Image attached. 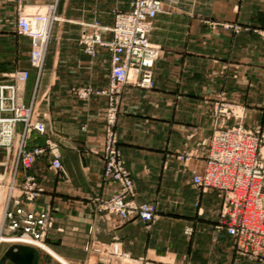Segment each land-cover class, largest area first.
<instances>
[{"label": "crops", "instance_id": "0c3cea01", "mask_svg": "<svg viewBox=\"0 0 264 264\" xmlns=\"http://www.w3.org/2000/svg\"><path fill=\"white\" fill-rule=\"evenodd\" d=\"M129 1L23 0L21 11L57 4L59 20L38 78L29 62L30 40L17 33V4L0 0V79L16 71L28 73L18 85L20 97L25 105L34 101L35 114L46 127L44 136L31 135L28 148L52 141L63 168L53 172L44 157L19 173V182L33 175L44 189L27 209H49L53 224L42 251L6 235L3 243L11 241L1 248L0 264H13L1 262L13 245L36 249L37 264H108L98 247L117 242L148 264H264L240 257L231 239L215 231L221 199L192 182L203 167L205 141L215 129L235 123L217 116V109L232 110L244 127L264 135V37L259 33L264 0H162L149 37L161 48L152 68L153 88L125 85L115 126L135 202L155 203L158 216L145 225L94 214L91 201L117 190L116 183L104 178L101 158L107 99L93 94L81 100L71 89H106L110 54L103 47H96L93 56L86 54L80 33L82 25L94 21L112 27L114 12L128 11ZM8 156H0V172ZM188 227L191 238L185 234Z\"/></svg>", "mask_w": 264, "mask_h": 264}, {"label": "built area", "instance_id": "2783aa9c", "mask_svg": "<svg viewBox=\"0 0 264 264\" xmlns=\"http://www.w3.org/2000/svg\"><path fill=\"white\" fill-rule=\"evenodd\" d=\"M15 1L20 5L21 0ZM130 7L129 12L115 16L114 25L110 29L102 28L94 21L83 25L80 36V44L87 54L94 55L96 47H104L111 55L110 82L105 92L109 105L102 159L105 176L117 183L118 190L109 199L97 198L94 201L97 213H115L125 219L137 216L150 222L155 218L156 207L151 204L135 206V187L124 167L115 126L121 88L126 84H134L141 89L153 88L151 68L159 59L161 50L151 45L149 34L152 19L162 11V2L130 0ZM50 20L51 23L57 21L55 14L52 13L51 19L41 15H21L18 18V34L27 36L32 41L29 62L37 70L43 67L47 41L50 38L49 33L47 34ZM104 30L109 32L108 39L102 36ZM234 30L238 32L239 28ZM259 33L264 37V29ZM131 71H135L133 77ZM11 76L17 82L24 83L28 73L18 71ZM90 93V90H82L79 96L85 98ZM216 115L226 119L233 118L236 124L215 129L205 141L203 167L200 172L193 174L192 182L201 192L212 190L218 193L222 204L215 228L226 231L232 238L237 253L240 256L264 260V135L259 131L246 129L241 118L232 110L219 108ZM18 124L24 125L20 136L15 130ZM31 131L43 134L44 125L35 117L31 106L20 103L16 85L0 82V148L9 151L15 138L21 139L18 147L14 149L15 168L0 224V244L5 229L10 234L26 238L35 246H42L51 227L52 218L48 212L36 213L25 208V202H34L43 192L35 179L27 177L22 185H15L18 168L28 169L36 157L47 153L45 149L32 152L25 150V140ZM48 147L52 154L50 168L61 170L56 146L49 144ZM180 158L187 160L188 155H181ZM97 251L110 258L123 259V256L129 262V258L122 255L118 247L114 249L100 246ZM128 264L142 263L130 260Z\"/></svg>", "mask_w": 264, "mask_h": 264}, {"label": "rangeland", "instance_id": "374dc122", "mask_svg": "<svg viewBox=\"0 0 264 264\" xmlns=\"http://www.w3.org/2000/svg\"><path fill=\"white\" fill-rule=\"evenodd\" d=\"M14 2H16L15 0H13ZM22 2H23V0H21V3H20V5L16 2V4H17V7H18V11H19V14H18V18L21 16V15H28V16H31V15H41V16H43V17H49V19H51V17H52V13L53 14H55V17L57 18V21L59 20V17L57 16V14H56V12H57V4H53V5H50V6H48L47 8H31V7H28V8H26V9H24V10H22L21 11V9H22V7H23V5H22ZM161 2H162V0H161ZM129 4H130V1H129ZM20 6V7H19ZM131 10V7H130V9L128 10V11H124V10H122V9H117L115 12H114V22H115V16L118 14V13H127V12H129ZM160 13H162V11L160 12ZM160 13H158V14H160ZM157 14V15H158ZM157 15H156V17H157ZM155 17V18H156ZM18 18H17V22H18ZM155 18L154 19H152V26H151V31H152V29H153V21L155 20ZM57 21H55V22H53V23H51V20L49 21V25H48V32H47V34L49 33V35H50V38H49V40L47 41L48 42V44H47V48H46V53H47V50H48V45H49V42H50V39H51V36H52V32H53V29H54V25H55V23L57 22ZM92 23V22H91ZM85 25V24H84ZM100 25V24H99ZM114 25V24H113ZM102 28H105L104 26H102V25H100ZM111 28V27H110ZM110 28H106V29H110ZM230 28H232L233 30L234 29H236V28H239L238 26H235V27H230ZM82 29H83V25H82ZM82 29H81V31H82ZM151 31H150V34H151ZM235 31V30H234ZM104 32H107L108 34H109V32L106 30H104V31H102V36H103V33ZM238 32H239V30H238ZM17 33H18V26H17ZM150 34H149V37H150ZM23 36V35H22ZM80 36H81V33H80ZM110 36V35H109ZM109 36L107 37V38H105L104 36H103V38L104 39H108L109 38ZM25 37H27V36H25ZM28 38V37H27ZM29 39V38H28ZM30 40V39H29ZM149 41H150V39H149ZM79 43H80V40H79ZM150 43H151V41H150ZM30 45H31V48H30V52H31V50H32V41L30 40ZM81 45V44H80ZM151 45H153V46H155L156 48H159L160 50H161V48H160V46H158V45H155V44H153V43H151ZM82 46V45H81ZM83 47V46H82ZM104 48V47H103ZM84 49V48H83ZM108 51V50H107ZM85 52V51H84ZM109 52V51H108ZM86 53V52H85ZM87 54V53H86ZM110 54V53H109ZM89 55V54H88ZM91 56H93V55H91ZM45 58H46V54H45ZM45 58H44V63H43V67H44V64H45ZM155 64V63H154ZM154 64H153V66H154ZM31 65V64H30ZM43 67H42V69L41 70H37L36 68H34V69H36V71H37V77L39 78L40 76H41V73H42V70H43ZM153 68V67H152ZM152 68H151V73H152ZM110 69H111V55H110ZM110 69H109V80H108V86H107V88L106 89H104L103 91H100V92H94V91H92V89H90V88H81V87H75V88H72L71 89V94L72 95H74V96H76L77 98H79V99H81V100H86V99H88L89 97H91L93 94H101V95H104L105 97H106V99H107V108H106V112H105V116H104V121H105V127H106V113H107V110H108V105H109V102H108V97H107V95H106V91L108 90V88H109V82H110ZM16 72H18V71H16ZM26 72V71H25ZM135 72V71H134ZM15 73V72H14ZM13 73H11V74H8V75H4L3 77V79H0V82H3V83H7V84H9V83H12V84H14V85H16V87H17V89H18V97H19V101H20V103L21 104H23L24 106H27V107H32V109H33V111H34V115H35V117L37 118V116H36V114H35V106H34V101L32 100V102L29 104V105H25L23 102H22V100H21V97H20V93H19V87H18V85L19 84H22V83H20V82H17L16 80H14L13 78H12V75ZM137 74V73H136ZM29 76V75H28ZM137 77H139V74L137 75ZM28 79V78H27ZM152 80H153V76H152ZM27 81V80H26ZM25 81V82H26ZM127 85V84H126ZM128 85H133L134 86V84H128ZM125 86V85H124ZM123 86V87H124ZM122 87V88H123ZM136 87V86H135ZM122 88H121V90H122ZM139 88V87H138ZM82 90H90L91 91V93H90V95L88 96V97H85V98H83V97H81V96H79V92L80 91H82ZM120 94H121V91H120ZM120 94H119V101H120ZM119 113V112H118ZM118 116V115H117ZM241 118V117H240ZM38 119V121L39 122H41L43 125H44V133L43 134H40L39 132H37V131H31L29 134V137L27 138V140H25V143H26V145H25V150L26 151H28V152H32V151H34V150H40V149H45L46 151H47V153H45V154H43V155H40V156H38V157H36V159L34 160V162L31 164V166L35 163V161L37 160V159H40V158H44V157H46V158H48V160H49V169L50 170H52L53 172H56V173H60V172H62L63 171V168H62V165H61V170H58V171H55V170H53V169H51L50 168V158H52V154H50V149H49V147H48V145L49 144H51V145H55L56 146V150H57V154L59 155V162H60V164H61V160H60V154H59V151H58V147H57V145L55 144V143H53L52 141H50V140H47L46 141V144L43 146V147H34V148H31V149H29L28 148V141L30 140V138H31V135L32 134H38V135H42V136H44L45 134H46V127H45V124H44V122L43 121H41L39 118H37ZM231 119H233V118H231ZM234 124H236V121H235V123ZM233 126V125H232ZM231 127V126H230ZM246 128V127H245ZM247 129V128H246ZM16 132L18 133V135L20 136V134H22V132H23V130H24V125L23 124H18L17 126H16ZM249 130V129H248ZM250 131H254V130H250ZM116 132V131H115ZM106 136V135H105ZM106 138V137H105ZM20 140L21 139H19V137H16L15 138V140H14V143H13V145H12V147H11V149L8 151V150H6L5 148H0V156H7V155H9L8 157V160L5 162V166H4V169H3V171H1L0 172V195H1V198H0V224L2 223L1 221H2V219H3V214H4V208H5V206H6V195H7V191H8V186H9V183L12 181V177H13V172H14V168H15V159H16V155H15V153H14V149H15V147H18V145H19V142H20ZM104 142H105V139H104ZM118 148H119V146H118ZM205 148V147H204ZM103 152H104V143H103V151H102V154H101V158H102V156H103ZM263 153H264V149H263ZM102 161H103V159H102ZM31 166L28 168V169H24L23 167H19L18 168V170H17V173H16V179H15V185L16 186H20V185H22L24 182H25V180H26V178L27 177H33L34 179H35V181L37 182V184H38V186H40L42 189H43V187L40 185V183L38 182V180L36 179V177H34L33 175H26L24 178H23V180L22 181H18V175H19V173L20 172H26V171H28L30 168H31ZM124 167H125V163H124ZM104 169H105V167H104V162H103V176H104V178H106V179H109V180H111V181H113L114 183H116L113 179H111V178H109V177H106L105 176V171H104ZM125 169H126V167H125ZM127 170V169H126ZM128 171V170H127ZM128 173H129V171H128ZM129 175H130V173H129ZM130 178H131V175H130ZM117 184V183H116ZM134 184V183H133ZM195 186V185H194ZM135 187V186H134ZM117 190H118V185H117ZM117 190H116V192H115V194L117 193ZM43 192H44V189H43ZM43 192L40 194V196L34 201V202H31V203H27V202H25V208L27 209V204H34L35 202H37L38 201V199L41 197V195L43 194ZM135 192H136V190H135ZM115 194H113L112 196H110V197H98V198H103V199H109V198H111V197H113ZM136 196V195H135ZM220 198V197H219ZM95 199H97V198H95ZM95 199H93L92 201H91V205H92V207H93V211H94V214L97 216V217H102V216H104V215H116L121 221H133V220H138L139 222H141V223H143V224H145V225H149L150 223H152L153 221H155V219L157 218V216H158V207H157V205L155 204V203H140V204H138V203H136L135 202V198L133 199V201H134V204H135V206H140V205H143V204H148V205H154L155 207H156V214H155V218H153V220H151L150 222H145V221H143L141 218H139V217H132V218H128V219H125V218H122L119 214H115V213H108V212H102V213H97V207H96V204H95ZM221 199V198H220ZM221 204H222V200H221ZM220 209H221V207H220ZM42 212H48L49 214H50V210L49 209H47L46 211H42ZM42 212H39V213H42ZM219 212H220V210H219ZM50 216H51V214H50ZM51 218H52V216H51ZM218 219H219V215H218V217H217V219H216V223H215V227H216V224H217V222H218ZM52 224H53V218H52V220H51V227H52ZM50 227V228H51ZM214 227V229H215V231L216 232H224L228 237H229V235L226 233V231H224V230H220V231H218V230H216V228ZM49 228V229H50ZM49 229H48V231H49ZM47 231V232H48ZM185 234L186 235H189L188 237H192L191 235H192V229L190 228V227H188V229H186L185 230ZM6 235H12V239H14V237L15 238H18L19 236L17 235V234H10L8 231H6L5 229H4V231H3V239H2V241H1V244H0V253H1V248H2V246L4 245V244H6V243H8V242H10L11 241V239H8V242L6 241V243H3V240H5L6 239ZM46 235H47V233H46ZM46 237V236H45ZM20 238V237H19ZM230 238V237H229ZM231 239V241L233 242V240H232V238H230ZM45 240V239H44ZM232 242H231V245L232 246H234V249H235V252L237 253V250H236V247H235V244H234V242H233V244H232ZM44 243V242H43ZM42 243V244H43ZM31 244H33L34 245V243H31ZM35 246V245H34ZM105 247H113L114 249L116 248V247H118V249L121 251V253H122V255H126L128 258H129V262H130V260H138L140 263H142V264H148V263H146L145 261H144V259H142V258H138V257H136V258H132L128 253H126L123 249H122V247H121V244L119 243V242H117V243H113V244H111V245H104ZM37 247V249H39V251H42V249H43V246H36ZM100 247V246H99ZM238 254V253H237ZM239 255V254H238ZM116 256V255H115ZM240 256V255H239ZM104 257H106V258H108V261H109V263H116V264H128L129 262L123 257V256H121L123 259H125V261L123 260V259H121V258H119V257H114V258H110V257H107L106 255L104 256ZM240 257H242V258H245V259H248V260H254V261H257V262H261V263H263L264 262V260H257V259H252V258H248V257H244V256H240ZM108 261H107V263H108ZM108 263V264H109Z\"/></svg>", "mask_w": 264, "mask_h": 264}, {"label": "water", "instance_id": "95a60500", "mask_svg": "<svg viewBox=\"0 0 264 264\" xmlns=\"http://www.w3.org/2000/svg\"><path fill=\"white\" fill-rule=\"evenodd\" d=\"M39 252L28 246L13 245L4 254L1 262L9 260L13 264H37Z\"/></svg>", "mask_w": 264, "mask_h": 264}, {"label": "bare ground", "instance_id": "6f19581e", "mask_svg": "<svg viewBox=\"0 0 264 264\" xmlns=\"http://www.w3.org/2000/svg\"><path fill=\"white\" fill-rule=\"evenodd\" d=\"M12 242H14V243H23V244H27V245H30V246H34L33 244H31V242L30 241H28L26 238H14L13 240H12ZM34 247H36V246H34Z\"/></svg>", "mask_w": 264, "mask_h": 264}]
</instances>
